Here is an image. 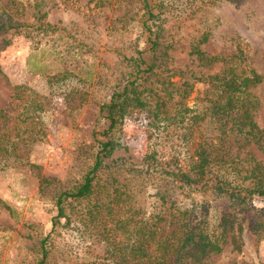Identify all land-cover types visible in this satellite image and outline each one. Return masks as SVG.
Here are the masks:
<instances>
[{"label":"trees","instance_id":"1","mask_svg":"<svg viewBox=\"0 0 264 264\" xmlns=\"http://www.w3.org/2000/svg\"><path fill=\"white\" fill-rule=\"evenodd\" d=\"M90 1L95 7L105 4ZM43 2L34 4L30 19L16 0H0V31L32 26L45 35L57 32L61 26L46 19ZM171 4L141 0L136 23L145 46L125 57L126 75L97 102L88 168L74 184L56 192L52 228L39 239L33 264H51L63 228L76 229L83 240L101 242L104 249L96 255V264H214L211 255L228 242L242 250L245 222L264 238V156L252 149L256 146L264 154V125L255 118L259 101L251 90L264 81V73L249 63L241 43L234 53L210 54L201 46L209 38L203 33L193 40L191 53L204 65L221 63V70L197 74L182 68L180 79L173 80L176 70L170 73V35L164 24L172 14ZM200 81L212 87V95H205L209 113L187 104ZM14 89L22 111L13 116L0 108V170L16 161L39 168L29 153L43 138L41 121L35 119L46 108L28 86ZM130 108L152 116L149 140L171 127L166 136L171 144L166 141L159 149L152 143L139 156L118 131ZM174 130L179 142L170 135ZM120 170L161 179L192 200L145 210L137 204L136 192L120 178ZM37 172L44 188L57 181ZM199 197L204 198L196 200Z\"/></svg>","mask_w":264,"mask_h":264},{"label":"rangeland","instance_id":"2","mask_svg":"<svg viewBox=\"0 0 264 264\" xmlns=\"http://www.w3.org/2000/svg\"><path fill=\"white\" fill-rule=\"evenodd\" d=\"M37 1L16 0L30 19L35 15ZM170 1L172 14L164 24L170 35V73L176 70L173 80L180 79L182 68L194 69L197 74L221 70V63L204 65L191 53L193 40L203 33L209 38L201 46L210 54L234 53L241 43L250 57L249 63L264 73V0ZM104 3L95 7L90 0H44L46 19L61 26L57 32L45 35L32 26L0 31V108L9 109L13 116L22 111V107H17L19 98L13 95L17 85L37 92L46 108L35 119L41 121L38 126L43 138L29 153L39 168L16 161L0 170V264H33L39 239L52 228L56 192L74 184L88 168L97 102L107 98L112 87L126 75L125 57L145 46L136 23L141 0ZM49 75L54 78L49 79ZM210 90L209 84L197 82L187 104L209 113L205 95ZM251 90L259 101L254 115L263 126L264 81ZM152 120L148 112L130 108L119 127L122 139L133 144L139 156L152 143L159 149L166 141L171 144L166 138L171 127L161 130V137L149 140L147 132ZM170 135L180 141L176 130ZM252 149L264 156L256 146ZM37 171L57 181L44 188ZM119 172L120 178L136 192L137 204L145 210L192 200L161 179L144 173ZM217 205L222 207L223 203L218 201ZM242 237L241 251L228 242L221 252L211 255V261L263 264L264 238L258 237L246 222ZM84 238L87 240L76 229L63 228L56 239L51 264H96L93 261L104 246Z\"/></svg>","mask_w":264,"mask_h":264}]
</instances>
